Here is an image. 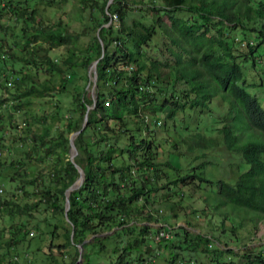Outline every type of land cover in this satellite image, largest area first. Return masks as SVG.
<instances>
[{"label": "trees", "instance_id": "obj_1", "mask_svg": "<svg viewBox=\"0 0 264 264\" xmlns=\"http://www.w3.org/2000/svg\"><path fill=\"white\" fill-rule=\"evenodd\" d=\"M109 1L0 0V17L10 15L15 24L20 23L12 43L10 27L0 23V33L2 29L6 35L0 44V128L12 121L13 112L33 107L38 98L58 94L71 100L65 111L57 99L54 112L41 103V114L32 120L24 117L28 136L23 139L32 143L37 161L53 160L51 181L40 178L36 183V179L25 177L21 189L28 192V187L35 185L38 200L22 207L14 199L1 200L0 211L16 206L21 214L33 216L31 209L41 207L53 216L31 229L24 222L16 226L4 242L6 252L0 254V264H23L17 247L27 241L30 245L32 239L28 238L34 230L41 238L49 234L50 248H57L61 255L74 249L71 264H82L80 245L84 250L94 245L98 254L106 249L104 241L123 235L131 241L114 247L115 264H148L158 253L148 258L151 250L145 244L153 232L158 236L162 231L169 234L157 238L159 245L164 241L170 250L167 264H205L199 253L212 255L208 264H237L236 257H244L243 264H264V253L247 250L241 256L227 243L225 248H212L214 241L221 243L218 238L184 226L176 228L171 238L174 230L170 225L151 227L153 221H159L150 209L158 191L165 192L164 204L168 205L172 196L184 195L180 188L193 185L216 211L229 207L233 213L245 210L264 218V107L248 91L244 70L250 61L253 67L264 61V0ZM68 4L73 6L71 13L81 18L80 31L46 13V9L60 10ZM5 46L8 50L3 51ZM61 46L67 52L58 62L50 52ZM95 61L96 101L88 75ZM226 102L229 107L218 120L217 130L210 128L206 119L202 123L203 116ZM7 107L8 119L3 110ZM236 107L247 120V130L233 123L239 114ZM86 113L87 124L75 139L73 162L70 134L82 128ZM193 114H198L199 120L189 121ZM168 121H173V130L181 136L173 148L182 142L192 153L223 144L249 168L235 182L213 181L202 170L209 162L187 171L171 161L159 163L155 128L169 131ZM35 123L43 126L42 130H34ZM215 132L220 140L213 137ZM4 148L0 141V149ZM196 157H206L205 151ZM76 164L84 169L85 179L70 194L66 216V191L80 177ZM162 165L174 170L176 176L170 177ZM164 175L167 181L158 185ZM214 186L213 195L208 190ZM240 220L239 226H243V217ZM115 228L113 235L101 236ZM92 236L91 243H84ZM133 249L137 256L129 257ZM11 254L18 257L10 262ZM6 255L9 257L3 263ZM83 259V264H94L86 252Z\"/></svg>", "mask_w": 264, "mask_h": 264}, {"label": "rangeland", "instance_id": "obj_2", "mask_svg": "<svg viewBox=\"0 0 264 264\" xmlns=\"http://www.w3.org/2000/svg\"><path fill=\"white\" fill-rule=\"evenodd\" d=\"M73 6L70 4L67 5L66 8H61L60 10H56L55 8L46 9V13L55 21L62 23L64 21L70 22V29L80 31L82 28L81 18L78 15H73L71 13ZM0 23H5L10 28L8 29L9 41H16V34L19 33L20 23H14L10 18V15H3L0 17ZM235 35V34H234ZM5 34L0 33V44L1 39ZM8 50L5 46L3 51ZM67 48L65 46H61L53 49L50 52L51 57L54 60L60 62L66 56ZM264 52V48H263ZM90 70L88 69V75L90 78ZM245 70V78L247 83L250 84L247 86L248 91L255 95L260 104L264 107V61L263 63H257L256 67L252 66V61L250 64L244 69ZM81 74H85L83 70H81ZM43 75H41V79H43ZM3 80V79H2ZM84 81V79H82ZM83 84V82H81ZM92 92V90H90ZM57 99L62 101L60 105L62 106V111H65V108L71 106L70 97L67 95H58L55 96H47L43 98H38L33 107L27 108L24 112H13L12 121H6V126L4 128H0V141L5 144L4 149H0V187L3 188V192L0 193V201L5 199H14L17 205L21 207L24 205H31L35 201L38 200V195L34 193V187L29 186L27 191L25 192L21 189L20 185L22 184L21 180H24L25 177L28 179H36V183L41 182L42 180L50 183V174L49 167L53 160L38 162L34 153L31 151L32 143L23 138L27 137L26 134L27 126L23 124L24 117L29 120L34 119L35 115H39L42 113L40 104L47 103V110L55 111L53 108L54 103H56ZM229 104L226 102L223 106H218L214 109V112L209 116H203L202 123L206 119L205 123L210 126V128L214 127L215 130L219 128L220 123L218 120L220 117L224 118L227 113V109ZM237 113L239 111L237 110ZM6 111L7 119L8 114L10 113L9 107L3 109ZM27 113V115H26ZM183 114L181 113L180 116ZM198 114H193L189 121L197 120ZM199 120V119H198ZM18 124V126H12ZM50 123V120L49 122ZM233 123L239 128H245V123L247 120L245 116H241L239 113ZM62 125V124H61ZM159 126V125H158ZM169 131H166L164 128H160L156 126L155 135L157 136V143H159L160 147L158 149V158L157 161L159 163H165L166 161H171L176 166H181L184 170H189L191 166H198L203 162H209L204 167L203 172L205 177L217 181L221 179H228L231 182H235L238 176H240L243 172H245L249 165L243 162L242 158L237 154L233 153L225 148L223 144H218L216 147L204 150L206 153V157L197 158L196 156L202 155L204 151L195 150L192 153L188 152V145L182 142H179L176 148H173V144L180 140L181 136H179L173 130V121H168ZM59 126H56V128ZM43 126L40 128L37 126V123L33 124L34 130H42ZM241 130V131H242ZM74 133V132H73ZM70 134V137L72 134ZM213 137L217 138V140L221 139L219 133H213ZM166 139V140H165ZM244 142V141H243ZM242 161V162H241ZM165 169L167 174L170 177L176 176V172L174 170H166L165 166H161ZM200 170V169H199ZM198 170V171H199ZM20 173V174H19ZM42 178V180H40ZM165 175L163 176V181L158 183L161 185L167 178L165 179ZM211 188V187H209ZM175 189V188H174ZM179 190V188H177ZM182 193L181 197L172 196L173 201H169L168 205L164 204V191L160 190L157 193L153 194L150 209L155 213L156 218L159 222L153 221L151 223L152 228H160L162 226L170 225L173 228V232H171V238L174 236L176 228L179 226H184L189 228V230L193 232H202L204 235H208L210 237H214L215 239H219V241H214L215 246H221L225 248V243H227L230 247H233L240 255L242 256V252L249 250L251 254H259L264 253V218H259L260 216L252 213L249 214L247 211H237L233 210L229 207H223L219 211L213 209L212 204L210 206L204 201V194L201 191L195 189V187L187 186L180 188ZM217 190L216 186L211 188L208 191H212L214 195ZM13 197V198H12ZM151 199V200H152ZM11 207V206H10ZM173 207V208H172ZM209 207V208H207ZM10 209V208H9ZM203 209H205L204 212ZM33 216L29 214H21L16 206L13 207L12 210H8L7 208L0 211V254L6 252V248L4 246V242H7L11 237V234L14 231V228L24 222L31 229L35 224H45V219L48 217H52L53 213L50 211L42 210L40 207L38 210L31 209ZM43 211V213H41ZM243 217V226H239L240 219ZM245 217V220H244ZM250 218V220H248ZM224 220V225H223ZM143 223H139L138 225H142ZM233 227L235 230H233ZM34 230V229H33ZM114 230L103 233L104 237L111 236L114 234ZM138 231V229H137ZM38 231L34 230L31 232L29 241L25 243H21L16 252L22 261L23 264H71V260L74 254V249L71 250V253H67L66 255H61L57 248H50V235L45 234V236L39 237L37 236ZM94 236L90 237L87 243H91ZM131 241L129 237L123 235L122 238H112L110 241H104L106 245V249L100 251L98 254V248L94 245L93 247H88L86 250L83 249V255L86 252L87 255L93 258L94 264H115V260L117 258V254L113 251L115 246L127 245V243ZM178 239L175 240L176 244H180L177 242ZM60 242V241H59ZM58 243V242H57ZM159 245L157 239V233L153 232L150 235L149 240L145 245H148L150 248V253L146 254L148 258L153 253H158V257H151L148 260V264H167L166 258L170 256V250L168 247L166 248L163 244L164 241ZM80 248V247H79ZM140 248V247H139ZM140 249L145 250V246H141ZM13 253V252H12ZM14 254V253H13ZM11 254V256L13 255ZM49 254H52V260ZM183 254H186L184 251ZM49 256V257H48ZM80 256V255H79ZM137 251L133 249L131 252V256L136 257ZM9 257L6 255L3 257V263H6V258ZM14 257H18L17 255L9 258L11 262ZM212 258L211 254L205 253V255H201L199 253L200 261H205V264H208L209 258ZM207 258V259H206ZM234 258V257H233ZM228 259H231L230 257ZM237 264H243L245 261L244 257H236L234 258ZM195 261H198L195 259ZM146 262V261H145ZM80 263H84V259L82 256V260ZM195 264H199L196 262Z\"/></svg>", "mask_w": 264, "mask_h": 264}, {"label": "water", "instance_id": "obj_3", "mask_svg": "<svg viewBox=\"0 0 264 264\" xmlns=\"http://www.w3.org/2000/svg\"><path fill=\"white\" fill-rule=\"evenodd\" d=\"M112 1L113 0H110L109 2L111 3ZM97 62L98 61L93 62V64L91 65V70H90V79L93 82L92 94L94 97V101H96ZM93 106L94 105L90 106L88 110H90ZM87 120H88V113H86V115H85V120H84V124H83L82 128L77 130L76 132H74L72 134V136L70 137V144H71L70 159L73 162H75V154H76L75 139L81 133L83 128L86 126ZM76 166L78 167L80 177L66 191V216H67V212H68L69 207H70V200H69L70 194L72 193V191H74L76 188H78L83 183V181L85 179L84 169L77 164H76ZM101 235H104V234H101ZM89 240L90 239L85 240L84 243L88 242ZM79 247H80L79 258L81 261L82 256H83V246L80 245Z\"/></svg>", "mask_w": 264, "mask_h": 264}, {"label": "built area", "instance_id": "obj_4", "mask_svg": "<svg viewBox=\"0 0 264 264\" xmlns=\"http://www.w3.org/2000/svg\"><path fill=\"white\" fill-rule=\"evenodd\" d=\"M1 192H3V188L2 187H0V193ZM169 236V234H166L164 231H162L158 236H157V238H159V237H168ZM15 259H17V257H14Z\"/></svg>", "mask_w": 264, "mask_h": 264}]
</instances>
